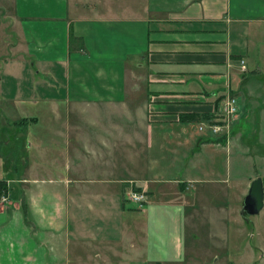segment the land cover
<instances>
[{
	"label": "crops",
	"instance_id": "1",
	"mask_svg": "<svg viewBox=\"0 0 264 264\" xmlns=\"http://www.w3.org/2000/svg\"><path fill=\"white\" fill-rule=\"evenodd\" d=\"M0 73V102L29 107L0 113V155L1 132L38 127L3 196L14 185L39 236L0 245V264H192V212L239 197L207 186L254 161L244 137L264 145V0H12ZM228 96V135L199 131Z\"/></svg>",
	"mask_w": 264,
	"mask_h": 264
},
{
	"label": "rangeland",
	"instance_id": "2",
	"mask_svg": "<svg viewBox=\"0 0 264 264\" xmlns=\"http://www.w3.org/2000/svg\"><path fill=\"white\" fill-rule=\"evenodd\" d=\"M11 2L12 0H0V7L3 5L9 7ZM24 77L27 78L26 75ZM0 79L2 80L0 94L6 93L7 91H4L3 88L8 81L7 75L0 73ZM28 109L27 105L21 104L16 105L15 109L11 111V106L0 102V113L3 112L6 116L17 113L15 115L17 120ZM38 109L39 107L30 108L31 112ZM12 124L14 125L13 122H11ZM8 130L10 138L9 135L2 137L3 132H1V143L4 147H1L0 179L4 180L22 175L23 166L28 161L27 139L33 131H38V127L15 125ZM250 139L251 136L244 137L241 141V148L250 151L252 154L250 156L254 158V161L248 160L247 162V157H245L238 162L241 156L238 153L234 177L233 173L230 174L234 179L232 183L227 184V187L230 186L229 189L224 183L219 186H207L211 191L217 189L221 192L224 188L225 192L231 190L233 195L238 194L239 197H231L230 194L229 196L209 197V200L198 204L197 209L192 212V219L189 218L187 246L191 247L196 243L204 248L198 253H193L189 259L192 264H264V206L256 215H245L242 211L243 198L248 192L251 181L257 177H263L261 179L264 188V145L256 146ZM254 149L258 150L256 154L253 153ZM29 160L39 161L34 156L29 157ZM245 163H247V167ZM250 174H256V176L250 180ZM16 191L14 185H8L9 197L0 196L1 247L7 246L9 242L18 243L25 239L36 241L39 237L38 233L32 232V222L34 221L25 214L23 203L16 204L21 199V197H14ZM25 229L29 230V233H23ZM198 248L200 249V247Z\"/></svg>",
	"mask_w": 264,
	"mask_h": 264
},
{
	"label": "built area",
	"instance_id": "3",
	"mask_svg": "<svg viewBox=\"0 0 264 264\" xmlns=\"http://www.w3.org/2000/svg\"><path fill=\"white\" fill-rule=\"evenodd\" d=\"M241 71H245L244 61H240ZM238 106L236 98L228 96L222 105V110L218 120L209 122L202 121L197 129L199 131H210L214 135H228L231 120L237 115ZM126 200L134 204L137 208H142L146 202V196L143 191L129 190L125 195Z\"/></svg>",
	"mask_w": 264,
	"mask_h": 264
},
{
	"label": "water",
	"instance_id": "4",
	"mask_svg": "<svg viewBox=\"0 0 264 264\" xmlns=\"http://www.w3.org/2000/svg\"><path fill=\"white\" fill-rule=\"evenodd\" d=\"M264 206V188L260 177L253 179L243 198L242 211L245 215H256Z\"/></svg>",
	"mask_w": 264,
	"mask_h": 264
},
{
	"label": "trees",
	"instance_id": "5",
	"mask_svg": "<svg viewBox=\"0 0 264 264\" xmlns=\"http://www.w3.org/2000/svg\"><path fill=\"white\" fill-rule=\"evenodd\" d=\"M70 39L71 41L74 40V37L72 36V34L70 33ZM219 117L216 115H206L204 114L203 115V120H206V121H209V122H212V121H215L218 120ZM219 141H224V137H221L218 139ZM6 193V185H5V182L3 180H0V196L5 194Z\"/></svg>",
	"mask_w": 264,
	"mask_h": 264
}]
</instances>
